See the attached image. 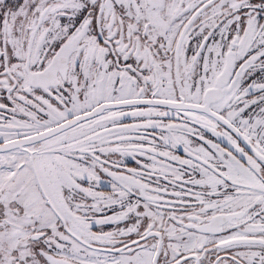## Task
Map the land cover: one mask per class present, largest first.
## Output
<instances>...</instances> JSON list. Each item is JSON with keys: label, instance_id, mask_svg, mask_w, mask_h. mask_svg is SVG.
Returning <instances> with one entry per match:
<instances>
[{"label": "snow or ice", "instance_id": "snow-or-ice-1", "mask_svg": "<svg viewBox=\"0 0 264 264\" xmlns=\"http://www.w3.org/2000/svg\"><path fill=\"white\" fill-rule=\"evenodd\" d=\"M0 264H264V0H0Z\"/></svg>", "mask_w": 264, "mask_h": 264}]
</instances>
